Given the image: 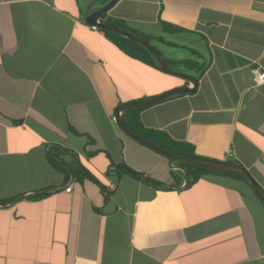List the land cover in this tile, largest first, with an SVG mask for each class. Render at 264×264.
I'll list each match as a JSON object with an SVG mask.
<instances>
[{"label": "crops", "instance_id": "1", "mask_svg": "<svg viewBox=\"0 0 264 264\" xmlns=\"http://www.w3.org/2000/svg\"><path fill=\"white\" fill-rule=\"evenodd\" d=\"M105 1L0 0V202L23 196L0 204V264H264V207L249 184L206 175L186 187L177 162L112 121L122 104L192 85L91 30L84 17ZM105 17L204 67L186 72L194 93L142 109L143 127L235 161L264 191V84L253 73L264 71V0H118ZM53 146L96 182L51 168Z\"/></svg>", "mask_w": 264, "mask_h": 264}, {"label": "trees", "instance_id": "2", "mask_svg": "<svg viewBox=\"0 0 264 264\" xmlns=\"http://www.w3.org/2000/svg\"><path fill=\"white\" fill-rule=\"evenodd\" d=\"M107 3H108L107 1L103 2L104 5H106ZM105 15L106 14L103 15V20L105 22L112 23L115 25H119L118 22H112V21L106 19ZM162 27L165 30V33H176L179 31L178 28H174L173 26H170L168 24H164ZM100 32H102L104 34V36L111 43H113L115 46H117L118 49L122 53H124L126 56L130 57L131 59L140 61L142 63H145L149 66H152V67L160 70V68L158 67V65L156 64V62L152 58V56L149 54V52L140 44H137V43H135V42L119 35V34H116V33L105 32L102 30H100ZM141 37L143 39L149 41L150 43H151V40L164 43L163 40L160 38H154V37H149V36H144V35H141ZM163 58H164L165 62L167 63V65L173 70L179 71V68H184V69H186L187 72H194V74L198 78H200V76L204 72L203 65L198 64L197 61H194V60H171V59H167L165 57H163ZM147 107L148 106L124 111L122 113V118H123L124 123L130 129H132L134 132H136L137 134H139V135L145 137L146 139L153 141V142H155V143H157V144H159L165 148L171 149L172 151H174L176 153L183 154L186 156L197 157L194 153L192 145L185 143V142L174 141L167 134H165L161 131L144 128L143 125L141 124L139 113L142 109L147 108ZM116 124L119 126L118 122ZM119 128L125 136L130 138V136L128 134H126L121 129L120 126H119ZM131 139L133 141H135L136 143H138L139 145H141L147 149L152 150L151 148H148V147L140 144L139 142H137L133 138H131ZM152 151H154V150H152ZM63 152H64V150H62L58 146L51 147V149L49 150L48 155H47V160H48L51 168H53L55 171H57L59 173L64 174L66 177H69L68 175L74 176L75 179H77L79 181V183L82 182V180L86 179V178L96 182V180L93 178V176L91 174H89L81 166L75 167V169H73V171H71V173H70L69 168H68L69 166H67L66 164H64V162H62L61 155ZM154 152H156V151H154ZM156 153L161 155L158 152H156ZM161 156H163V155H161ZM163 157H165V156H163ZM165 158L171 162V160L169 158H167V157H165ZM225 162L227 164L238 165V163H236L235 161H232V160H228ZM177 164L179 165V167H182L184 169L185 174L187 175L186 187L193 185L201 177L206 176V175H221V176H226V177L238 179V180H241V181L247 183V181L243 177L235 175V174H229V173L209 170L206 168L197 167V166L190 165V164H184L182 162H177ZM121 167H122V170L119 171V174L126 173L138 181H142L148 185H152V186H155V187L160 188V189H165L163 187L162 183L157 182V181H153L152 179L146 177L142 173L135 172V171L129 169L128 167H126L125 165H122ZM50 193H52V192L44 191L42 193H32V194L26 196L24 199H26L28 201H38V200H41L45 197H48L50 195ZM20 197H21V195L20 196H14V197L8 198V199H4L0 202V204L2 206H5L7 204H11L18 199H23V197H21V198ZM106 199H107V197H106Z\"/></svg>", "mask_w": 264, "mask_h": 264}, {"label": "water", "instance_id": "3", "mask_svg": "<svg viewBox=\"0 0 264 264\" xmlns=\"http://www.w3.org/2000/svg\"><path fill=\"white\" fill-rule=\"evenodd\" d=\"M117 1L118 0H111L106 5L90 12L88 15L84 17L85 23L88 25H95L100 30L105 31V32H112V33L119 34L137 44H140L149 52V54L152 56V58L154 59V61L156 62V64L158 65V67L160 68L162 72L172 75V76L182 78L192 85L191 88L179 87V88L170 90L168 92H165L163 94H160L158 96H155V97L144 98L138 101L122 104L116 109V114L118 116V124L121 127V129L126 134H128L131 138L139 142L140 144L148 148H151L152 150L169 158L172 164L176 162H182L184 164H190V165H194L197 167L206 168L209 170H214V171L224 172V173H229V174H235V175L243 177L247 181L251 189L253 190L254 194L257 196V198L260 200V202L264 206V191L257 184V182L251 177V175L247 172V170H245L243 167L239 165H235V164H227L226 162H223V161H214V160H208V159H203L199 157H190V156L176 153L172 151L171 149L165 148L137 134L124 123L123 118H122V113L124 111L153 105V104L159 103L161 101H164L174 96L194 93L198 85V79L195 76L171 69L165 62L161 53L149 41L143 39L140 35H138L133 30L127 27L105 22L103 20V15L106 14ZM77 164L79 166V163ZM178 168L184 174L185 184H186L187 175L185 174V171L182 167H178ZM69 172L71 173L70 169H69ZM35 193H38V192H35Z\"/></svg>", "mask_w": 264, "mask_h": 264}, {"label": "rangeland", "instance_id": "4", "mask_svg": "<svg viewBox=\"0 0 264 264\" xmlns=\"http://www.w3.org/2000/svg\"><path fill=\"white\" fill-rule=\"evenodd\" d=\"M168 37L164 36V40H169L167 39ZM171 42L173 43H176V44H183L182 42L180 41H174L173 38H170ZM151 44L161 53V55L167 59H169L170 57V54H174L175 55V58H178V59H191V60H196L198 61V59L196 58L197 56V53H193L191 54V51L188 49V48H179L177 46V48H173V49H169V50H166L165 47L161 46L160 43L154 41V40H151ZM185 44V43H184ZM187 45H190V44H187ZM187 47V46H186ZM192 47V46H190ZM201 50H199L200 52ZM179 72H182V73H185L186 74V69L184 68H179ZM176 77V76H175ZM179 78V77H177Z\"/></svg>", "mask_w": 264, "mask_h": 264}, {"label": "built area", "instance_id": "5", "mask_svg": "<svg viewBox=\"0 0 264 264\" xmlns=\"http://www.w3.org/2000/svg\"><path fill=\"white\" fill-rule=\"evenodd\" d=\"M90 28L93 31H97L98 30V27L95 26V25H92ZM253 73H254V82H255V84L258 85V86L263 85L264 84V71L254 70ZM112 121L115 124L118 122V116H117V114L112 117ZM70 190H71L70 187H67L66 188V192H70Z\"/></svg>", "mask_w": 264, "mask_h": 264}]
</instances>
